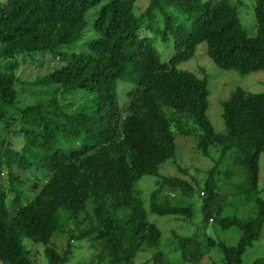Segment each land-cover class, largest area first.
Returning <instances> with one entry per match:
<instances>
[{
  "label": "trees",
  "instance_id": "1",
  "mask_svg": "<svg viewBox=\"0 0 264 264\" xmlns=\"http://www.w3.org/2000/svg\"><path fill=\"white\" fill-rule=\"evenodd\" d=\"M102 1L0 0V166L29 174L24 179L11 173L3 183L0 170V262L34 264L23 242L29 238L44 245L47 264H69L79 251L77 260L91 258L94 264H137L147 251L154 254L143 264H218L213 248L223 264H244L264 228V91H233L222 103L225 130L217 132L208 116L207 69L180 66L204 44L206 55L223 70L243 77L264 71V0L251 1L254 37L239 18L243 0H150L140 16L134 12L138 0H111L94 22L100 37L75 52L85 37L88 12ZM158 39L173 40L167 61L156 47ZM46 53L59 62L53 72L41 78L18 73L26 55ZM120 82L136 85L123 109ZM37 91L46 96L43 101L17 106L20 93ZM66 95L77 100L67 105ZM14 121L19 130L8 134H21V151L1 143L3 129ZM178 137L194 140L195 152L205 158L213 149L219 154L202 186L161 174L163 164L177 162ZM145 176L158 186L148 206L139 187ZM194 184L199 197L204 193L201 223L188 236L174 231L181 258L167 261L159 250L162 231L149 213L191 220ZM166 187L173 192L164 196ZM222 196L231 198L230 205L241 200L239 212L253 207L244 216L226 215ZM211 223L238 228V243L229 246L207 236Z\"/></svg>",
  "mask_w": 264,
  "mask_h": 264
},
{
  "label": "rangeland",
  "instance_id": "2",
  "mask_svg": "<svg viewBox=\"0 0 264 264\" xmlns=\"http://www.w3.org/2000/svg\"><path fill=\"white\" fill-rule=\"evenodd\" d=\"M111 0H103L100 4L93 7L87 14V21L88 27L86 29L85 37L81 41H79L75 45V52H78L81 47H83L85 42L100 37V33H98L94 28V22L97 16V12L102 8L103 5L108 3ZM208 1V0H203ZM235 2L238 0H234ZM253 0H243L241 4H238V13L239 18L244 25L245 30L249 34V36L254 37L257 34V21L255 17V11L253 8V4H251ZM150 0H138L135 4L134 12L140 16L144 13L146 8L148 7ZM156 47L159 49V52L162 53V61H167L169 57L172 55L173 52V40L171 39L168 42H163L160 39L155 41ZM170 48V50H169ZM206 46L200 45L196 52L195 57L183 63L180 68L183 70H189L191 72H196L200 67H205L207 69V76L209 80L208 88L211 91V95L209 97L210 106L208 110V116L211 120L215 130L217 132H223L225 130L224 119L222 117L223 114V107L222 103L229 99L233 91L237 88H242L247 92L251 93H261L264 91V71L255 72L248 76H241L239 73L233 70H223L219 68L211 58L206 55ZM207 51V50H206ZM164 52V53H163ZM26 62H21L20 69L18 73L21 75H35L36 78H41L46 74L53 72L58 67V61L54 60L52 55L49 53L46 54H32L26 55ZM18 74V75H19ZM136 85L134 83H118L117 86V93L119 97V103L122 109L128 102V94L132 91ZM47 87H42V89ZM56 88V87H55ZM45 96V95H44ZM44 96L39 94L37 91L33 95L29 94L28 92L20 93L18 96L17 106L24 108L30 102V99L36 100L40 98H44ZM46 97V96H45ZM66 104L74 103L77 100L76 96H65ZM70 101V102H69ZM11 126L9 125L7 130L3 129L2 136H1V143H3L4 148L15 149L16 151H21L24 145V141L20 140L22 138L21 134H8V131H12L14 129L19 130V123L17 121L11 122ZM9 129V130H8ZM177 143V153L176 158L177 162L174 163L173 161H168L166 164L161 166V174L166 176H179L182 179L186 180H193L194 183L201 182V186L203 185V181L206 180L212 169L215 167V161L218 158V152L216 149H213L212 155L209 158H205L200 154L195 152L194 148V140L191 138L185 137H178L176 140ZM181 165V168L186 169L187 173L183 174L178 170L177 165ZM222 166H220V169ZM0 170L3 171V180L4 183L7 179L9 174H16L18 176L23 177L24 173L20 172L17 166L13 167H5L0 166ZM218 173H215V175ZM216 175V176H217ZM29 177V174H26V177ZM26 177H23L24 179ZM196 178V180L194 179ZM33 183V182H31ZM28 184V186L31 185ZM156 179L151 176H145L142 178L141 182L139 183V187H141L144 191L143 199L146 203V206L150 203V195L151 193L158 188L155 184ZM194 184L195 192L192 194L193 196L192 201L195 207L194 216L193 218L184 220L182 216H158L155 214L149 213V219L151 222L155 223L159 229L162 231V240L159 250L166 255L167 261L176 262L177 259L181 258V255L176 252L175 247H177L178 243L177 240L174 239V231L188 236L190 232H194L197 228V223H201L200 219V204L202 202L203 194L200 193V197L198 195L197 185ZM8 185V182L6 183ZM9 186V185H8ZM228 188H225L227 190ZM260 189L262 190L261 196L264 198V155L260 158ZM165 192L164 196L168 195L172 189L166 187L163 190ZM173 192V191H172ZM38 193V192H37ZM37 193L35 195H37ZM175 195L178 192H174ZM30 194V192H29ZM176 196H180L176 195ZM30 199V196L27 197ZM165 198V197H164ZM186 200V201H185ZM183 201L187 202L188 199L183 198ZM241 200L237 198L233 199L234 205L231 204V198H225L222 196L220 198V203L223 205L224 209H226L224 214H233L237 216H244L249 210V207H241V211L237 210L238 206L241 204ZM228 203V204H227ZM223 217H226L225 215ZM196 224V225H195ZM207 236L212 237L217 241H223L227 243L229 246H235L240 239V230L236 227L230 230H224L218 223H211L205 231ZM24 245L30 251L31 250V257L33 259L34 264H47V259L44 253V245L34 243L31 239L25 238ZM88 249V246L86 247ZM77 252V251H76ZM74 252V253H76ZM217 253L215 258L220 257L218 260V264H223L222 261V254L217 250V248L212 249V255ZM82 252L79 251L77 254L74 255L72 262L69 264H94L95 260L90 259H78ZM154 254L153 251H147L140 253L139 256L136 258L137 264H143L150 256ZM152 256V255H151ZM76 257V258H75ZM140 257V260L138 259ZM214 257V256H213ZM258 258L264 259V228L262 231V236L260 240L255 241L253 245L247 250L246 254L243 257L244 264H251ZM166 261V260H165ZM0 264H3L0 262ZM150 264H155L153 261Z\"/></svg>",
  "mask_w": 264,
  "mask_h": 264
},
{
  "label": "clouds",
  "instance_id": "3",
  "mask_svg": "<svg viewBox=\"0 0 264 264\" xmlns=\"http://www.w3.org/2000/svg\"><path fill=\"white\" fill-rule=\"evenodd\" d=\"M202 194H204V193L202 192Z\"/></svg>",
  "mask_w": 264,
  "mask_h": 264
}]
</instances>
